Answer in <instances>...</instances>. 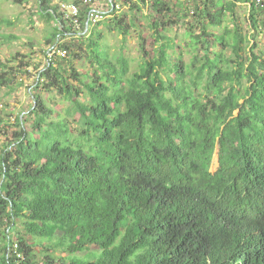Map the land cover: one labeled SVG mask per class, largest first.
<instances>
[{"label":"trees","instance_id":"obj_1","mask_svg":"<svg viewBox=\"0 0 264 264\" xmlns=\"http://www.w3.org/2000/svg\"><path fill=\"white\" fill-rule=\"evenodd\" d=\"M35 1L49 49L30 124L18 116L0 151V264H264V53L236 16L246 3L258 32L264 4L197 0L190 16L180 0H106L87 30L80 8L77 30L59 2ZM144 10L156 46L141 37L131 71L124 48L111 56L97 29L125 40ZM185 17L181 45L167 30ZM83 58L90 68H76ZM32 65L0 60V91L22 86ZM7 127L0 118V133Z\"/></svg>","mask_w":264,"mask_h":264},{"label":"rangeland","instance_id":"obj_2","mask_svg":"<svg viewBox=\"0 0 264 264\" xmlns=\"http://www.w3.org/2000/svg\"><path fill=\"white\" fill-rule=\"evenodd\" d=\"M67 3H72L73 0H67ZM95 3H99L102 9L106 11V0H93ZM175 2L176 0H171ZM59 2L60 0H56ZM178 8V7H177ZM177 8H174L176 12ZM120 14H126L125 17L126 24H129L132 17L126 9L121 10ZM147 14V10L143 11V15H138L134 18L133 27H130L128 35L123 40V36L119 34L114 28L106 29L101 25L97 30L101 32L102 43L106 45L109 49L111 56L116 57L123 47L126 56L130 60V69L134 71L137 69V64L142 61L144 55L141 53L140 43L142 38H145L150 48H155L156 43L152 36V31L149 30L148 22L144 16ZM237 22L243 29V33L246 35L255 34L256 39L251 40L249 47L256 44L254 52L259 54L264 53V26L259 27L258 32H251L248 25V7L247 4L241 5L236 9ZM3 20L10 22L3 23ZM106 21V20H105ZM191 22L189 17H185L180 20V22L169 28L167 30V35L169 38L179 41V44L185 45L184 35L188 30V23ZM55 24V21L52 22ZM226 25L231 27L232 23L226 20ZM48 29L47 24L44 20L39 17L37 13V3L35 0H27L22 3H14L13 0H0V34L14 35L17 39L4 42L0 40V60L6 63L11 57L16 56L21 60V62H26L30 60L32 65L29 67L27 74L22 77L23 85L17 87L12 92H7L5 90L0 91V118L6 122L9 127L6 130H1L0 133V151L8 142L13 138V133L19 131V127L16 126V118L19 116L26 120L24 122L25 127L30 124L29 116H26L27 110L33 104V96L37 93L33 89V81L37 76V71L40 70L46 62V58L43 54L44 50L49 49L43 43V36ZM198 33V28L194 30ZM142 37V38H141ZM189 40L186 39V42ZM43 46H42V45ZM249 49V48H248ZM24 56V57H23ZM29 56V59L28 57ZM190 55H185V60H188ZM76 68H90L89 61L86 59L77 60L74 62ZM36 66V68H35ZM32 91V92H31ZM40 92L41 98L47 103V105L55 110L64 108V104L60 103V97H57L52 93ZM62 111V110H60ZM6 125V124H4ZM28 130V129H27ZM217 150L213 156L212 165L210 171H215L217 167ZM100 252H98L99 254ZM97 254V255H98ZM96 255V257H97ZM83 259L87 260V257L83 255Z\"/></svg>","mask_w":264,"mask_h":264},{"label":"built area","instance_id":"obj_3","mask_svg":"<svg viewBox=\"0 0 264 264\" xmlns=\"http://www.w3.org/2000/svg\"><path fill=\"white\" fill-rule=\"evenodd\" d=\"M182 1L188 9L189 15L194 14V5L197 0H180ZM251 2L257 7L264 4V0H251ZM80 8H84L86 11L87 19L85 21V30H87L89 27H93L95 24L100 22L105 18V15L107 14V11H104L99 3H95L93 0H81L80 3H60L59 4V11L61 14H63L64 19L70 20L71 23H73L74 27L77 30H80V24L78 23V15L80 12ZM56 52L58 55L64 57L65 51H55L52 50V52L48 55V57H51L52 54ZM19 258H21L20 255H18Z\"/></svg>","mask_w":264,"mask_h":264}]
</instances>
